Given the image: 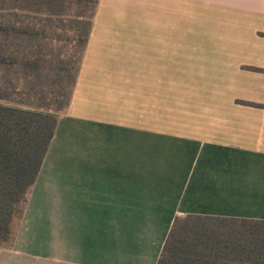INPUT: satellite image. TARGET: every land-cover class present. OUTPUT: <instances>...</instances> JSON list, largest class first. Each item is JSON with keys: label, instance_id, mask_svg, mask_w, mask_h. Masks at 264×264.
Returning <instances> with one entry per match:
<instances>
[{"label": "crops", "instance_id": "obj_1", "mask_svg": "<svg viewBox=\"0 0 264 264\" xmlns=\"http://www.w3.org/2000/svg\"><path fill=\"white\" fill-rule=\"evenodd\" d=\"M185 217L264 238V0H99L0 264H158Z\"/></svg>", "mask_w": 264, "mask_h": 264}, {"label": "trees", "instance_id": "obj_2", "mask_svg": "<svg viewBox=\"0 0 264 264\" xmlns=\"http://www.w3.org/2000/svg\"><path fill=\"white\" fill-rule=\"evenodd\" d=\"M98 2L0 0L2 248L14 243L58 115L69 103ZM73 5L77 11L69 19ZM211 220L177 218L158 264H264V238L249 240L248 249L226 245L210 229Z\"/></svg>", "mask_w": 264, "mask_h": 264}, {"label": "rangeland", "instance_id": "obj_3", "mask_svg": "<svg viewBox=\"0 0 264 264\" xmlns=\"http://www.w3.org/2000/svg\"><path fill=\"white\" fill-rule=\"evenodd\" d=\"M76 11H77V9H75V6L73 5L72 7H69V10H67L68 14L66 13V15L68 16L69 19H72L73 18V15L76 13ZM19 220H20V218H17L16 224L18 223ZM18 264H21V263L18 262Z\"/></svg>", "mask_w": 264, "mask_h": 264}]
</instances>
